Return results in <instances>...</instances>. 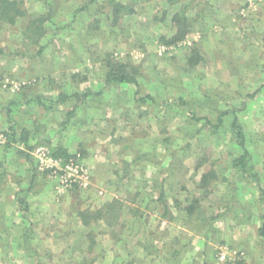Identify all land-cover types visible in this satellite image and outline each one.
<instances>
[{
	"label": "rangeland",
	"instance_id": "obj_1",
	"mask_svg": "<svg viewBox=\"0 0 264 264\" xmlns=\"http://www.w3.org/2000/svg\"><path fill=\"white\" fill-rule=\"evenodd\" d=\"M17 1L27 17L0 25V264H264V0H116L135 9L117 21L108 0ZM111 61L138 86L108 84ZM63 139L87 187L38 167Z\"/></svg>",
	"mask_w": 264,
	"mask_h": 264
},
{
	"label": "trees",
	"instance_id": "obj_2",
	"mask_svg": "<svg viewBox=\"0 0 264 264\" xmlns=\"http://www.w3.org/2000/svg\"><path fill=\"white\" fill-rule=\"evenodd\" d=\"M109 3L113 7V13L115 14V21H117L121 15H133L135 14V9L132 5H126L121 2H118L116 0H108ZM171 4H179L181 3V0H168ZM84 9V8H83ZM82 9V10H83ZM187 9L188 6L184 7L182 11L177 14L174 18V21L178 27L177 33L175 37L172 40L163 39L167 45H171L174 42H178L183 40L187 35V30H189L190 19L187 16ZM27 10L25 9L22 2L17 0H0V25L8 24V25H15L17 21L21 18L27 17ZM44 22L45 19L43 17L37 18L35 20H32L29 24V31L32 35H38V36H44ZM197 63H193V65H196ZM109 71L106 75V81L108 84L114 83V84H133L138 86V81L135 78V76L128 71V65L121 64L116 61H111L108 64ZM77 98H80V94L76 93L74 94ZM61 99L59 102H64L67 99H69V95H62L60 96ZM182 101V99H180ZM184 104V103H183ZM227 112H225L223 115H226ZM207 123H210V121L207 119ZM223 117L220 116L218 119V123L213 125L215 129L221 127L223 125ZM212 125V123H210ZM232 128L235 131V135L238 141V144L240 148L243 150V154L238 160V170H242L244 173L248 170V161H249V152L245 147V134L242 125H240L238 117L235 116L234 121L232 123ZM23 141L26 143L28 142V136H23ZM54 156L56 157H68L69 153L66 149L59 147L53 151ZM161 202H163V195H161ZM164 203V202H163ZM165 205V204H163ZM165 207L164 216L170 215L168 207ZM110 208H107V206L104 207V210H99L97 213H94L92 216L96 217V220L102 216L104 211L111 212L109 210ZM98 215V216H96ZM86 219V218H85ZM86 223L89 224V219L86 220ZM260 236L264 237V225L259 230ZM243 264V262H242Z\"/></svg>",
	"mask_w": 264,
	"mask_h": 264
},
{
	"label": "built area",
	"instance_id": "obj_3",
	"mask_svg": "<svg viewBox=\"0 0 264 264\" xmlns=\"http://www.w3.org/2000/svg\"><path fill=\"white\" fill-rule=\"evenodd\" d=\"M6 143V135L0 133V145ZM36 159L40 170L50 171L53 175L60 176L64 187H73L75 185H89V173L83 164L81 153H75L69 157V160L63 162L62 159L56 158L48 148L41 147L36 150ZM226 255H221V260H225Z\"/></svg>",
	"mask_w": 264,
	"mask_h": 264
},
{
	"label": "crops",
	"instance_id": "obj_4",
	"mask_svg": "<svg viewBox=\"0 0 264 264\" xmlns=\"http://www.w3.org/2000/svg\"><path fill=\"white\" fill-rule=\"evenodd\" d=\"M59 144V143H58ZM59 147H62L64 149H66L68 151L69 154H71L72 152H74L75 150V146L73 145V142L71 139H63L61 141V144L58 145ZM81 145H79L80 147ZM58 147V148H59ZM82 147V146H81ZM31 186V185H30Z\"/></svg>",
	"mask_w": 264,
	"mask_h": 264
}]
</instances>
